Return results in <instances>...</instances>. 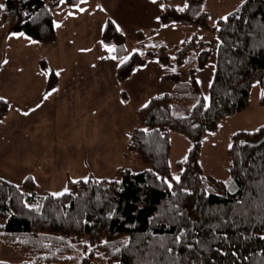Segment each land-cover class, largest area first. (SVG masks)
<instances>
[{"label": "trees", "instance_id": "trees-1", "mask_svg": "<svg viewBox=\"0 0 264 264\" xmlns=\"http://www.w3.org/2000/svg\"><path fill=\"white\" fill-rule=\"evenodd\" d=\"M163 1L162 27L195 25L218 37L208 102L199 96L195 67L190 69L189 84L178 72L161 77L175 84L174 92L153 96L147 107L137 109L138 125L127 144L149 164L146 170L120 168V177L112 180H70V190L59 196L41 190L31 176L21 184L0 177V264H15L2 257L3 245L21 254L17 264H95L103 259L107 264H264V141L251 145L264 138V124L258 131L233 135L228 149L233 190L225 181L204 174L199 163L204 135L215 131L222 118L248 107L256 81L264 93V0H246L216 26L208 23L205 0H186L183 11ZM79 2L66 4L73 7ZM60 4L5 0L2 27L8 34L23 33L53 44L57 40L53 8ZM195 37L173 49L161 46L145 54L132 53L117 67V80L124 82L149 62L172 67L198 60L203 68L211 50L208 42ZM101 40L115 46L118 59L125 54L126 37L112 19L105 23ZM58 85L53 69L46 92ZM191 94L199 97L192 111L175 115V99L183 101ZM260 104L264 105V95ZM8 107L0 100V118ZM173 131L192 143L186 159L177 163L179 182L173 179L168 160Z\"/></svg>", "mask_w": 264, "mask_h": 264}, {"label": "rangeland", "instance_id": "rangeland-1", "mask_svg": "<svg viewBox=\"0 0 264 264\" xmlns=\"http://www.w3.org/2000/svg\"><path fill=\"white\" fill-rule=\"evenodd\" d=\"M66 1L53 8L57 40L50 45L23 33L8 34L0 21V97L9 104L7 114L0 118V177L21 184L31 176L41 190L51 193L69 191L70 180H112L120 177V168L134 172L150 168L127 147L138 125L137 109L153 96L174 92V83L161 81L164 74L173 73L172 69L182 81L191 83L192 67L196 68L199 96L208 102L219 45L210 29L195 25L162 27L157 17L164 8L163 0H86L76 4L79 7H69ZM245 1L205 0L209 25L216 26ZM167 2L177 9L187 4L186 0ZM0 4L4 5L1 16L5 0ZM108 19L126 37V52L120 59L116 50L109 51L101 40ZM195 35V39L208 42L211 50L203 68H199L198 60L172 67L149 62L124 82L117 80L116 69L125 57L161 46L173 49ZM53 69L59 73L60 84L45 99ZM261 96L262 84L256 81L248 107L222 118L217 129L202 138L199 163L203 173L225 181L231 190L229 145L235 133L264 124ZM198 99L197 94L183 101L175 99L174 114L188 115ZM191 146L187 136L171 132L168 160L173 177L179 175L177 163L187 157ZM1 255L15 264L23 259L6 245L1 247ZM95 264H107V260Z\"/></svg>", "mask_w": 264, "mask_h": 264}, {"label": "snow or ice", "instance_id": "snow-or-ice-1", "mask_svg": "<svg viewBox=\"0 0 264 264\" xmlns=\"http://www.w3.org/2000/svg\"><path fill=\"white\" fill-rule=\"evenodd\" d=\"M61 2L63 3L64 0H61ZM81 2H86V0H81ZM73 6H74V7H79V5H73ZM3 7H4V5L0 4V8H3ZM184 7H188V5L185 4ZM179 10H180V11H183L184 9H183V8H180ZM80 11H84V9H83V8H80ZM157 19H159V17H157ZM222 19H223V20H227L228 17L225 16V17H222ZM57 26H59V25H57ZM117 27H118V26H117ZM12 35L15 36V35H22V34H20V33H13ZM105 47L108 48L109 51H114V50H115V46H111V47H109L108 45H105ZM112 58H113V59H116L115 56H113ZM124 59L126 60L127 57H125ZM6 62H7V61H5V63H6ZM123 62H124V61L122 60L121 63H123ZM172 71L175 72L176 70H175V69H172ZM56 74L59 75L58 72H57ZM55 90H56V89H53V91H55ZM49 94H50V93H48V94L45 95V99L47 98V96H48ZM262 95H264V93H262ZM5 99H6L5 97H0V100H5ZM144 107H147V104H145ZM24 114L27 115L28 113H24ZM258 130H259V129H257V131H258ZM144 131H147V129H145ZM229 147H232V145H229ZM185 159H186V158H185ZM165 179H166V178H165ZM173 179H174L176 182H179L180 179H181V177H180L179 175H174ZM167 183H168V186H169V187L172 186L171 181H167ZM65 191H68V189H65ZM185 191H187V189H185ZM62 194H63V193H53V195H56V196H59V195H62ZM180 240H181V236H177L175 242H179ZM105 243H107V242H105ZM190 246H191V245H190ZM117 251H119V249H117ZM168 251H171V249H168Z\"/></svg>", "mask_w": 264, "mask_h": 264}, {"label": "water", "instance_id": "water-1", "mask_svg": "<svg viewBox=\"0 0 264 264\" xmlns=\"http://www.w3.org/2000/svg\"><path fill=\"white\" fill-rule=\"evenodd\" d=\"M262 141H264V138H261V139L255 141V142L251 143V145H252V146H257V145H259Z\"/></svg>", "mask_w": 264, "mask_h": 264}, {"label": "crops", "instance_id": "crops-1", "mask_svg": "<svg viewBox=\"0 0 264 264\" xmlns=\"http://www.w3.org/2000/svg\"><path fill=\"white\" fill-rule=\"evenodd\" d=\"M59 84H60V78H59Z\"/></svg>", "mask_w": 264, "mask_h": 264}]
</instances>
